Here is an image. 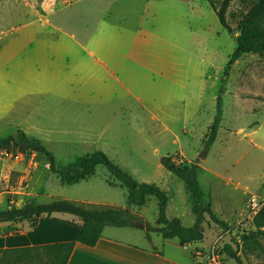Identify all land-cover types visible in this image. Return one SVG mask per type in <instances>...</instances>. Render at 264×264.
Listing matches in <instances>:
<instances>
[{"label": "rangeland", "instance_id": "1", "mask_svg": "<svg viewBox=\"0 0 264 264\" xmlns=\"http://www.w3.org/2000/svg\"><path fill=\"white\" fill-rule=\"evenodd\" d=\"M214 1L219 8L220 0ZM246 8L247 0H233L226 15L229 33L208 0H0V139L22 130L54 154L58 168L104 152L137 181L163 189L170 196L168 218L179 213L186 227L195 216L185 183L161 160L171 156L197 166L205 200L227 226L205 217V239L191 246L197 264H214V258L237 264L224 252L226 245L244 264H264V238L254 254L241 240L254 230L250 199L264 187V52L243 55L225 76ZM139 30L152 33L149 55L129 62L125 50ZM114 59L134 96L95 63ZM157 60L164 68L181 65L186 90L153 70ZM199 83L206 86L201 100ZM219 96L222 121L208 147ZM148 103H154L156 119L145 109ZM110 182L99 167L90 180L65 186L43 155L25 145L0 146V210L55 199L89 209L126 208L124 191ZM140 210L143 221L156 223L155 198Z\"/></svg>", "mask_w": 264, "mask_h": 264}, {"label": "trees", "instance_id": "2", "mask_svg": "<svg viewBox=\"0 0 264 264\" xmlns=\"http://www.w3.org/2000/svg\"><path fill=\"white\" fill-rule=\"evenodd\" d=\"M216 12L221 25L231 33V26L226 15L233 0H220V7L214 0H208ZM247 12L238 23L242 35L238 38V45L230 56L225 76L233 64L245 54H259L264 52V0H247ZM222 121V100L218 97L217 114L214 119L208 147L216 140ZM25 145L30 153L41 154L48 159L51 172L61 184L75 186L93 178L99 167H103L109 176L112 186L124 191L127 197L126 208L89 209L81 204L66 199H55L46 203H29L24 206L9 204L0 210V223L22 224L31 223L41 217H47L57 222L62 221L54 217L55 214H68L78 218L82 224L78 225L80 234L77 242L94 247L103 237L106 228H131L146 231L148 235L157 234L164 240H178L185 247L193 243L203 242L205 232L203 224L205 217L221 228L226 229V223L221 221L213 211V207L205 200V191L198 180L199 168L197 166L182 165L171 156L163 157L162 165L178 179L185 183V191L191 206L195 223L186 227L180 218H168L167 210L170 196L154 184L139 182L129 173L116 165L104 152L97 151L88 155L75 167L58 168L56 159L43 144L28 137L22 130L17 135L0 139V146ZM151 198L158 201V218L154 225L146 223L139 216L138 211L145 207ZM36 227L37 223L32 222ZM254 230L242 235V242L251 254L262 248L261 240L264 238V208L253 219ZM76 242H67L51 245L33 246L16 249H0V264H68ZM263 251V250H261ZM224 252L236 260L237 264H244L238 252L231 245H226ZM260 257V256H259Z\"/></svg>", "mask_w": 264, "mask_h": 264}, {"label": "crops", "instance_id": "3", "mask_svg": "<svg viewBox=\"0 0 264 264\" xmlns=\"http://www.w3.org/2000/svg\"><path fill=\"white\" fill-rule=\"evenodd\" d=\"M149 36L152 37V33L142 30H139L133 35V40L130 45L131 48L125 50V52H127L125 55L127 61L142 62L140 56L149 55L147 53ZM85 51L91 56L94 55L93 50ZM160 51L161 50H159L158 53H160ZM111 61H113L112 65ZM95 63L102 65L103 69L107 71L110 77L118 83L121 88H126L129 96H134L133 91H131L130 87L127 86L125 82L126 75L124 70L119 73L121 64L118 61L116 62V59L106 60L104 62L97 60ZM157 63L158 68L153 69L155 72L158 74L162 73V77L171 82L173 86L186 90L187 84L185 80H180V76L184 74V69H181V65H167L164 68L160 60H157ZM109 64L114 68L113 72L110 71ZM153 67H155V65ZM182 67L184 68V65H182ZM116 71L120 74L121 78L117 76ZM205 87L206 86L203 88V85L199 83V100H201L202 93L206 92ZM135 100L145 103L141 97H135ZM152 101L157 100L154 99ZM145 109L151 114L152 118H157V113L154 111V103L151 104V108L145 105ZM185 193L186 192H184V195ZM141 209H144V207ZM138 212L141 213V216L139 215L140 217H144L141 210ZM55 217L76 225L57 222L47 217L33 220L32 222L37 223L36 227L32 226V222H25L22 224L0 223V229L3 231V234L0 236V249H16L76 242L68 264H197L193 257V253L196 249H191L192 244L183 247L178 240H164L157 234L148 235L147 232L143 230H140L142 234L141 237H139L133 234L137 229L131 228L108 227L105 229L103 237L98 243L94 247H89L77 242L80 234L78 225L82 224L78 218L64 216L63 214L55 215ZM175 217L182 218L179 213L175 215ZM44 226L47 227V232H43ZM13 229L15 231L18 230L17 235H6V230L11 231Z\"/></svg>", "mask_w": 264, "mask_h": 264}, {"label": "built area", "instance_id": "4", "mask_svg": "<svg viewBox=\"0 0 264 264\" xmlns=\"http://www.w3.org/2000/svg\"><path fill=\"white\" fill-rule=\"evenodd\" d=\"M264 208V187L262 191L259 193H255L252 195L250 202H249V212H248V218L250 220H253L254 217ZM214 264H221V262L214 258L213 259Z\"/></svg>", "mask_w": 264, "mask_h": 264}]
</instances>
